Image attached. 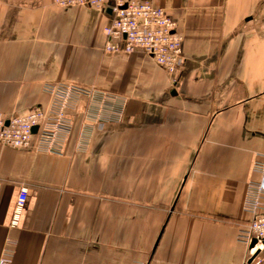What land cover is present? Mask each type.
Wrapping results in <instances>:
<instances>
[{
	"label": "crops",
	"instance_id": "obj_1",
	"mask_svg": "<svg viewBox=\"0 0 264 264\" xmlns=\"http://www.w3.org/2000/svg\"><path fill=\"white\" fill-rule=\"evenodd\" d=\"M152 1L184 36L173 74L141 52L104 50L108 6L0 0V113L49 106L48 83L106 96L103 108L80 101L63 154L0 144V257L11 247L14 264H244L248 183L264 154V0Z\"/></svg>",
	"mask_w": 264,
	"mask_h": 264
},
{
	"label": "built area",
	"instance_id": "obj_2",
	"mask_svg": "<svg viewBox=\"0 0 264 264\" xmlns=\"http://www.w3.org/2000/svg\"><path fill=\"white\" fill-rule=\"evenodd\" d=\"M61 9L88 7L112 11V22L104 28L106 52H141L152 58L167 73L180 67L184 36L175 20L164 8L152 0H53ZM51 97L49 106H34L22 115L7 117L0 113V144L19 150L63 154L64 145L73 131L71 115L86 97L99 102L101 108L106 96L103 92L73 83H48L44 87ZM97 121V118L95 119ZM102 120L100 119L99 122ZM34 128L37 131L34 132ZM28 198V188L22 187L12 213L10 227H19ZM245 210L252 219L240 229V240L248 247L244 264H264V154H258L252 166L248 183ZM256 245L251 248L253 241ZM0 264H14V250L6 247ZM133 264H142L135 262Z\"/></svg>",
	"mask_w": 264,
	"mask_h": 264
},
{
	"label": "water",
	"instance_id": "obj_3",
	"mask_svg": "<svg viewBox=\"0 0 264 264\" xmlns=\"http://www.w3.org/2000/svg\"><path fill=\"white\" fill-rule=\"evenodd\" d=\"M36 131H37V128H34V132H36ZM256 243H257V241L254 240L253 243H252V245H251V248H253L256 245Z\"/></svg>",
	"mask_w": 264,
	"mask_h": 264
}]
</instances>
